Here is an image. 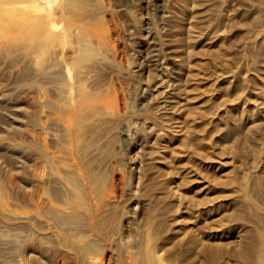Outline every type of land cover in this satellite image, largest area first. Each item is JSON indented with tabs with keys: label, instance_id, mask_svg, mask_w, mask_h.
I'll use <instances>...</instances> for the list:
<instances>
[{
	"label": "rangeland",
	"instance_id": "rangeland-1",
	"mask_svg": "<svg viewBox=\"0 0 264 264\" xmlns=\"http://www.w3.org/2000/svg\"><path fill=\"white\" fill-rule=\"evenodd\" d=\"M0 13V264H264V0Z\"/></svg>",
	"mask_w": 264,
	"mask_h": 264
},
{
	"label": "bare ground",
	"instance_id": "bare-ground-1",
	"mask_svg": "<svg viewBox=\"0 0 264 264\" xmlns=\"http://www.w3.org/2000/svg\"><path fill=\"white\" fill-rule=\"evenodd\" d=\"M16 10H17V12H20V15L21 16H28V18H32L33 21H36L38 23L39 22L40 23L47 22L51 18V13L46 12L45 10H43L38 5H30V4L20 5L19 4L18 6H16ZM3 17H4V15H2L0 13V22L1 23H5V26H6V31L5 32H7V33H15V29L14 28H18L19 25H16V22H14V21H10V20H7L6 21ZM19 24L20 25H23L22 23H19ZM36 26L33 27V29H35ZM53 34H56V33H53ZM52 36H54V35H52ZM86 47L84 45V48H86ZM87 49H89V48H87ZM69 86L72 87V85H69ZM84 97H87V96H84ZM86 102H88V101H87L86 98H84L83 101H82V103H86ZM87 109H92V108L91 107H88Z\"/></svg>",
	"mask_w": 264,
	"mask_h": 264
}]
</instances>
